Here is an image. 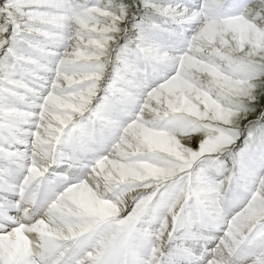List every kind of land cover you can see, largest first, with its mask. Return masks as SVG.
Wrapping results in <instances>:
<instances>
[{"label":"snow or ice","instance_id":"1","mask_svg":"<svg viewBox=\"0 0 264 264\" xmlns=\"http://www.w3.org/2000/svg\"><path fill=\"white\" fill-rule=\"evenodd\" d=\"M0 264H264V0H0Z\"/></svg>","mask_w":264,"mask_h":264}]
</instances>
